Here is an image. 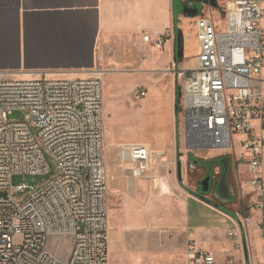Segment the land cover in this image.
I'll use <instances>...</instances> for the list:
<instances>
[{
  "label": "built area",
  "instance_id": "obj_1",
  "mask_svg": "<svg viewBox=\"0 0 264 264\" xmlns=\"http://www.w3.org/2000/svg\"><path fill=\"white\" fill-rule=\"evenodd\" d=\"M194 18L195 66L166 68L180 87L183 148L231 158L241 225L256 212L253 230L264 239V0L226 1L221 27L214 17ZM167 36L154 42L157 49ZM13 111L23 112V120L8 118ZM117 155L133 177L150 169L144 145H119ZM47 156L57 173L46 183L12 184L14 175L49 174ZM0 193V264H108L99 76L14 80L0 71ZM19 193L26 195L17 200ZM53 235L70 238L66 258L47 250ZM226 236L227 246L211 251L188 239L186 264H245L241 235L230 228Z\"/></svg>",
  "mask_w": 264,
  "mask_h": 264
},
{
  "label": "crops",
  "instance_id": "obj_2",
  "mask_svg": "<svg viewBox=\"0 0 264 264\" xmlns=\"http://www.w3.org/2000/svg\"><path fill=\"white\" fill-rule=\"evenodd\" d=\"M173 10L172 0H0V71L11 79L86 78L97 75L102 80L107 73H111L116 63L138 69L144 66L151 69L166 66L177 70L193 67L196 63L190 65L182 60L187 54L186 33L183 25L178 23L176 27L182 33L183 52L180 59L174 60ZM189 18L192 19L179 15L177 20L186 24ZM165 32L168 36L164 38L162 48L157 49L154 42ZM144 35L149 37L148 41H143ZM194 46L196 59V36ZM154 51H162L166 57L159 58ZM140 80L141 83L145 81ZM156 151L165 155L162 150ZM178 152L179 158L175 147L166 156L175 163L176 177V161L183 159L181 177L186 183L182 184V179L179 181L177 178V184L186 197L183 207H162L160 225L156 222L154 203L141 205L137 199V191H147L148 181L133 177L120 168L124 162L118 158L119 165L115 166L111 161L105 165L113 218L107 243L109 264H186L187 239H193L197 246L211 251L227 246L226 231L230 228H235L241 235L245 264H259L255 241L260 242L264 258V239L253 230V223L258 220L257 213L248 212L246 217L249 222L247 226H242L241 214L235 219L199 199L188 190L187 157L190 152L184 148L183 153ZM213 155L216 156V153ZM156 180L153 179L154 192L170 201L169 185L161 181L169 188V192H163ZM114 196H119L117 205ZM190 199L224 215L228 225L222 228L193 226L187 215ZM157 225L174 230V233L163 232L157 237Z\"/></svg>",
  "mask_w": 264,
  "mask_h": 264
},
{
  "label": "rangeland",
  "instance_id": "obj_3",
  "mask_svg": "<svg viewBox=\"0 0 264 264\" xmlns=\"http://www.w3.org/2000/svg\"><path fill=\"white\" fill-rule=\"evenodd\" d=\"M226 1L217 0V5L221 10H226ZM199 16L214 17L220 24L223 23V14L217 8L210 6L202 7ZM174 10H177V5H174ZM195 18L188 20L186 24L178 19L177 23L183 25L185 34V52L183 61L190 65L196 63L194 36L196 31L193 28ZM264 25V23H263ZM160 56L166 57L162 51H154ZM124 65V67H123ZM116 63L111 68V73H107L102 77V100H103V136L105 146V165L107 162H112L113 165H119L117 155V147L125 144H141L146 146L151 151L150 169L147 170L138 179L148 181L147 191H137V199L141 205L154 203L156 207L155 218L157 224L163 220L162 207L168 205L181 207L185 201L186 193L183 192L178 184L175 175V163L173 159L167 158V152H173L174 147L176 152L183 153V135L179 131V113L175 115L174 105L176 103L177 81L173 75L166 71L165 64L163 69H151L149 66L145 68L125 67V64ZM142 78L145 81H142ZM14 80H26L17 78ZM264 88V87H263ZM141 89L146 91L144 97H138ZM264 90V89H263ZM24 113L21 111H13L8 118L12 120H23ZM176 138L178 139V147H176ZM156 150H162L165 155H161L160 159L154 163V153ZM217 151L215 150H195L192 154L196 157L209 159L214 157ZM220 157V156H219ZM218 157V159H219ZM118 158V159H117ZM179 158V157H178ZM177 158V159H178ZM51 171L46 175H14L11 182L14 186L31 185L35 188L42 186L57 172L54 170L55 164L49 156H47ZM181 165L183 159L180 158ZM209 161V160H208ZM207 162V161H205ZM177 163V161H176ZM120 168L124 169L128 174L129 163L124 162ZM211 168L209 172H211ZM245 176L243 175V178ZM153 179H157L162 187L163 192L171 190V200L158 197V192H154ZM166 181V183L161 182ZM182 184H185V179H182ZM188 183V182H187ZM189 186H191L189 184ZM194 187V186H193ZM245 190H249V188ZM158 191V189H156ZM193 193V192H192ZM195 194V193H193ZM25 193H19L16 196L17 200L25 197ZM118 197V198H117ZM112 197H107V212L106 223L107 233L112 230L113 218L110 213ZM114 203H119V196H114ZM183 207V206H182ZM219 211L237 219L238 214H242L241 201L237 198L236 202L231 206L223 207L218 205L216 208ZM254 213V212H252ZM187 215L190 223L193 226H205L212 228H222L228 225V219L224 215H220L210 206L198 203L192 199L187 202ZM157 225L155 232L157 237L163 232L173 234L174 230L163 228ZM188 240V239H187ZM187 242V241H186ZM71 241L65 235L48 236L46 239V248L52 254L59 258H65L70 251ZM255 253L259 264H264L262 254V246L259 241H255ZM109 255V253H108ZM262 256V258H261ZM218 259L223 258V254H217ZM109 264V260H108Z\"/></svg>",
  "mask_w": 264,
  "mask_h": 264
},
{
  "label": "flooded vegetation",
  "instance_id": "obj_4",
  "mask_svg": "<svg viewBox=\"0 0 264 264\" xmlns=\"http://www.w3.org/2000/svg\"><path fill=\"white\" fill-rule=\"evenodd\" d=\"M172 1H173V6L177 5V10L182 9V7H184L187 13L192 11L194 6H196L201 11L203 10L202 7L207 6L212 2H217V0H172ZM179 15H182L181 12L176 13L177 17ZM227 157H228V161H227L228 171L226 174L227 186L221 188V195H222L221 197L218 196L217 186L214 185V182L216 181L217 178V173L222 171V166L219 163L220 157L215 161L198 162L192 165V170H191L192 172L190 175L191 180L188 181V185L189 184L191 185L189 187L193 193H195L198 196L204 197L205 199L211 201L212 203H218V205H222L223 207L231 206L236 202L237 198H239L238 185L234 179L235 165L233 164L231 158L229 156ZM210 168L212 169L211 172H209ZM209 174H210V179L208 185H204V187H206L207 190L202 191L203 186H200L198 190V181L202 180L206 175ZM188 178L189 176H187V180Z\"/></svg>",
  "mask_w": 264,
  "mask_h": 264
},
{
  "label": "water",
  "instance_id": "obj_5",
  "mask_svg": "<svg viewBox=\"0 0 264 264\" xmlns=\"http://www.w3.org/2000/svg\"><path fill=\"white\" fill-rule=\"evenodd\" d=\"M207 6H210L211 8L212 7L213 8H217L219 11H221L220 12L221 14L224 13V11L221 10V8L217 5V2H212V3L208 4ZM173 8H174V6H173ZM179 12H181V14L185 15L186 17L194 18V17L199 16L201 11L196 6H194L192 11H190L189 13H187L185 11L184 7H182V9L176 10V13H179ZM176 13H175V16H176ZM176 20H177V16H176ZM174 33H175L174 60H177V59H180L182 57L183 37H182L181 30L178 27H176V25H174ZM180 96H181L180 87H179V84L177 82L176 103L174 105V111H175V115L179 113V121H178L179 126H180V114H181ZM179 156H180V153L178 152L177 157H179ZM219 156H220L219 163L222 166V171L217 173V178H216V181L214 182V185L217 186V194H218L219 197H221L222 196L221 195V188L227 186L226 174H227V171H228V162H227L228 161V157L226 155H216V156H214L212 158L218 159ZM204 160H206V159L201 158V157H196V156L192 157V153L191 152L189 153V155L187 157V175L189 176L188 181L191 180L190 175H191V172H192L191 171L192 170V165H194L195 163H198V162H204ZM177 178H178L179 181H181V179H182V177H181V163H180V159L177 160ZM209 179H210V174L206 175L202 180H199L198 181V190H199L200 186H203L202 191H206L207 188L204 187V185H208ZM188 190L192 192L190 187H189ZM0 194L5 196V193H0ZM196 196L199 199H201L202 201L214 206L215 208L218 207V203H212L211 201H208L207 199H205L202 196H198V195H196Z\"/></svg>",
  "mask_w": 264,
  "mask_h": 264
},
{
  "label": "trees",
  "instance_id": "obj_6",
  "mask_svg": "<svg viewBox=\"0 0 264 264\" xmlns=\"http://www.w3.org/2000/svg\"><path fill=\"white\" fill-rule=\"evenodd\" d=\"M174 11V25H176V23H177V20H176V16H175V13H176V11L175 10H173ZM176 147H178V139L176 138ZM177 155H178V153H177ZM192 157H194V155L192 154ZM215 161L216 160V158H209V159H206V160H204V161ZM203 161V160H202Z\"/></svg>",
  "mask_w": 264,
  "mask_h": 264
},
{
  "label": "bare ground",
  "instance_id": "obj_7",
  "mask_svg": "<svg viewBox=\"0 0 264 264\" xmlns=\"http://www.w3.org/2000/svg\"><path fill=\"white\" fill-rule=\"evenodd\" d=\"M127 145H135V144H127ZM154 153V163H156L157 162V160L159 159V157L161 156L160 154H159V152H153ZM151 163H149V165H150Z\"/></svg>",
  "mask_w": 264,
  "mask_h": 264
}]
</instances>
